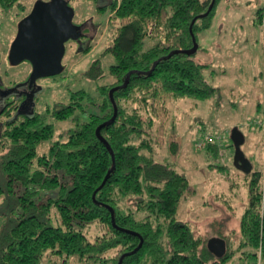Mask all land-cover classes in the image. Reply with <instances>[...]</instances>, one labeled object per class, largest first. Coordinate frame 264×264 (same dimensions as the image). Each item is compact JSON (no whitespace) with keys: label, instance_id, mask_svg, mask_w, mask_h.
I'll return each instance as SVG.
<instances>
[{"label":"trees","instance_id":"1","mask_svg":"<svg viewBox=\"0 0 264 264\" xmlns=\"http://www.w3.org/2000/svg\"><path fill=\"white\" fill-rule=\"evenodd\" d=\"M20 1L0 0V7L21 10ZM214 1L211 12L192 27L197 44V35L212 27L222 0ZM210 3L113 0L110 11L118 27L103 50L113 62L105 71L94 59L83 70L90 90L71 92L69 101L56 103L50 114L34 111L5 120L0 131L5 150L0 154V264H118L123 254L121 264H227L238 251L244 264H264V162L245 174L248 200L239 245L230 249L229 238L219 234L226 254L216 259L206 240L176 219L188 179L158 161L151 143L158 141L153 126L165 101L203 100L217 89L204 75L208 65L194 59L200 47L194 54L182 52L193 46L192 20ZM262 23L264 5L253 19L254 26ZM129 71L127 86L113 92L117 116L100 128L105 145L96 128L113 114L109 88L122 84ZM256 111L264 114V104ZM1 114L9 116V109ZM64 120L73 125L56 136L52 121ZM176 143L170 142L171 153ZM228 147H233L230 139ZM206 149L219 158L215 143ZM140 239L141 248L129 254Z\"/></svg>","mask_w":264,"mask_h":264},{"label":"rangeland","instance_id":"2","mask_svg":"<svg viewBox=\"0 0 264 264\" xmlns=\"http://www.w3.org/2000/svg\"><path fill=\"white\" fill-rule=\"evenodd\" d=\"M39 1L49 0H21V10L17 5L9 10L0 7V86L3 91L23 82L30 74L29 63L22 61L12 65L8 54L19 22ZM91 3V0H70L69 6L74 10L73 22L90 16L102 23L105 29L98 36L97 45L85 55L83 51L75 52L74 44L68 47L66 44L62 59L64 70L37 81L40 89L28 112L17 109L19 99L10 95L5 98L10 103L1 102L0 111L7 107L9 116L0 115V131L9 117L34 111L50 114L56 103L69 101L71 92L90 90L92 84L82 72L95 58H100L102 69L107 71L113 57L101 56L100 52L111 43L118 24L114 20L109 24V12L98 15ZM263 5L264 0L221 1L212 27L197 35L200 49L194 56L198 62L208 65L204 75L217 89L203 100L185 97L165 101L164 108L157 110L152 132V136L158 137L157 142L151 141L156 149L155 158L173 165L188 179L189 190L180 202L176 219L187 222L203 240L219 234L227 236L232 250L239 245V222L247 205L248 179L233 166V147H227L224 162H221L209 154L206 147L197 148L195 144L205 133H219L238 126L245 135L241 149L252 168L264 162V114L256 111L258 104H264V23L261 27L253 24L254 13ZM48 119L52 120L50 115ZM52 122L56 136L63 135L73 125L71 120ZM172 141L177 142L174 153L169 150ZM4 151L0 144V154ZM222 165L226 169H220ZM241 256L240 251L236 252L227 264H244L239 260ZM72 264L78 263L72 261Z\"/></svg>","mask_w":264,"mask_h":264},{"label":"water","instance_id":"3","mask_svg":"<svg viewBox=\"0 0 264 264\" xmlns=\"http://www.w3.org/2000/svg\"><path fill=\"white\" fill-rule=\"evenodd\" d=\"M214 4L215 1L211 0L207 11L203 15L192 20L189 31L193 46L190 51H182L183 53L188 55L194 54L197 51L198 44L196 43L192 32V27L197 19L205 18L211 12ZM73 18L74 10L68 5L67 1L49 0L36 2L29 14L19 22L16 37L9 50L8 59L12 65H17L22 61L29 62L31 71L24 83L31 85L39 78L55 76L63 71L64 65L62 59L65 55V44L69 40L78 39L81 35L80 27L73 24ZM155 64L156 62L153 64L152 68ZM130 73V71L127 73V77L122 84L109 90V99L113 107V114L107 121L96 128L97 137L105 145L107 142L103 136H101L100 128L106 123L112 122L117 116V105L113 97V92L117 88L127 86ZM21 84L22 83H19L15 86L18 87ZM229 137L234 148L232 159L233 166L244 174L250 173L252 170V164L241 149V146L245 142L244 133L238 126H233L230 130ZM111 154H113L112 151ZM106 178L107 176L104 177L100 186L94 191L93 198L95 193L104 185ZM110 212L111 220L113 222V212L111 208ZM141 246L142 239H140L137 248L129 254L136 253ZM206 248L216 259H222L226 254V242L224 238L218 236L208 238L206 241ZM126 255L127 254L121 255L118 264H121Z\"/></svg>","mask_w":264,"mask_h":264},{"label":"flooded vegetation","instance_id":"4","mask_svg":"<svg viewBox=\"0 0 264 264\" xmlns=\"http://www.w3.org/2000/svg\"><path fill=\"white\" fill-rule=\"evenodd\" d=\"M65 1H67L69 5L70 0H65ZM91 2H92L91 5L93 6L94 10L96 11L98 15H102V13L104 14L107 11L109 12V16H110L109 24L114 22L112 19L113 12L110 11V8L112 7V4H113V0H91ZM73 24L80 27L81 35L78 39L69 40L66 43L67 47H68V44H74L75 52L80 53L81 51H84V54L87 55L97 45L98 40H99L98 36L101 35V32H103L105 28H103L102 23L96 22L93 19V17H90V16L85 17L81 22H73ZM112 40L113 39H111L110 41ZM101 41L102 40H100L99 42ZM66 44H65V52L67 49ZM100 55L101 56L104 55L102 51L100 52ZM95 59H100V58H95ZM39 79H37L36 82L32 83L31 85H29L28 83H24L26 82V80H24L23 82H19V83H22L20 86L18 87L15 86L14 88L11 87V88L5 89V91L8 94H6L5 91H3V89L1 90V86H0V103L2 102L5 105V98H7L9 95L14 96L15 100L19 99L17 109L19 111L26 110V112H28L27 110L29 109L31 110L32 102L35 99L40 89L39 87L40 85L37 82ZM116 86L117 85H114L110 87L109 89L116 87ZM24 115H30V114H24Z\"/></svg>","mask_w":264,"mask_h":264},{"label":"built area","instance_id":"5","mask_svg":"<svg viewBox=\"0 0 264 264\" xmlns=\"http://www.w3.org/2000/svg\"><path fill=\"white\" fill-rule=\"evenodd\" d=\"M229 129H223L219 133H205L200 141L195 145L197 148L207 147L209 143H215L219 149V159L221 162H224L225 152L229 146Z\"/></svg>","mask_w":264,"mask_h":264}]
</instances>
